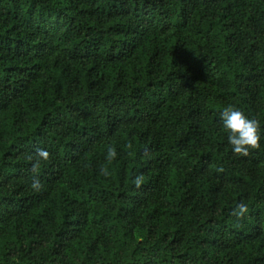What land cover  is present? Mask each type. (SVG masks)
Returning a JSON list of instances; mask_svg holds the SVG:
<instances>
[{
	"label": "trees",
	"instance_id": "obj_1",
	"mask_svg": "<svg viewBox=\"0 0 264 264\" xmlns=\"http://www.w3.org/2000/svg\"><path fill=\"white\" fill-rule=\"evenodd\" d=\"M0 264H264V0H0Z\"/></svg>",
	"mask_w": 264,
	"mask_h": 264
},
{
	"label": "clouds",
	"instance_id": "obj_2",
	"mask_svg": "<svg viewBox=\"0 0 264 264\" xmlns=\"http://www.w3.org/2000/svg\"><path fill=\"white\" fill-rule=\"evenodd\" d=\"M220 118L223 123V127L228 133V144L230 145L232 152L237 156H248L250 149H259L261 140V126L260 122L255 118H249L241 110H238L232 105L224 107L220 113ZM128 148H132V143L127 144ZM118 153L116 148L112 144L106 145V165L112 163L117 157ZM51 154L41 148H37L34 154L28 155V160L31 163V171L38 173L41 165V161H48ZM106 165L101 166L100 174L104 177H108L110 172ZM223 169H219L222 171ZM144 182V176L142 174L136 175L132 180V183L136 188H140ZM42 183L38 178H34L31 183V188L34 191L42 190ZM248 212V207L243 202L236 204L232 211V215L237 219L243 218Z\"/></svg>",
	"mask_w": 264,
	"mask_h": 264
}]
</instances>
